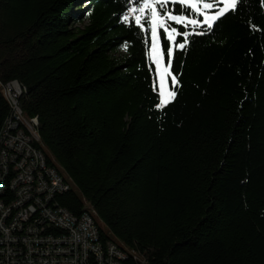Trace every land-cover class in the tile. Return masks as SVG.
I'll list each match as a JSON object with an SVG mask.
<instances>
[{"label": "trees", "instance_id": "trees-1", "mask_svg": "<svg viewBox=\"0 0 264 264\" xmlns=\"http://www.w3.org/2000/svg\"><path fill=\"white\" fill-rule=\"evenodd\" d=\"M129 6L0 0V130L12 115L1 85L15 81L40 149L69 181L57 206L94 211L132 264H264L260 0L175 50L182 87L163 111L143 35L120 20Z\"/></svg>", "mask_w": 264, "mask_h": 264}, {"label": "built area", "instance_id": "built-area-1", "mask_svg": "<svg viewBox=\"0 0 264 264\" xmlns=\"http://www.w3.org/2000/svg\"><path fill=\"white\" fill-rule=\"evenodd\" d=\"M1 88L12 115L0 130V264L136 261L101 237L94 211L73 215L57 206L55 197L70 190L69 181L40 149L38 121L19 106L22 87L13 81Z\"/></svg>", "mask_w": 264, "mask_h": 264}, {"label": "snow or ice", "instance_id": "snow-or-ice-1", "mask_svg": "<svg viewBox=\"0 0 264 264\" xmlns=\"http://www.w3.org/2000/svg\"><path fill=\"white\" fill-rule=\"evenodd\" d=\"M242 2L244 0H127L130 6L120 20L129 28L134 23L143 35L145 57L153 77L152 91L157 96L156 110L163 111L174 103L182 87L179 74L173 70L175 50L186 52L192 36L213 32L222 18L239 10ZM260 5L264 8V0H260ZM250 26L258 30L257 25ZM124 47L127 50V42Z\"/></svg>", "mask_w": 264, "mask_h": 264}, {"label": "rangeland", "instance_id": "rangeland-1", "mask_svg": "<svg viewBox=\"0 0 264 264\" xmlns=\"http://www.w3.org/2000/svg\"><path fill=\"white\" fill-rule=\"evenodd\" d=\"M45 152H46V155L49 157V158H51V155L49 154V152L47 151V150H45ZM63 177H65L66 178V176H65V174H63ZM97 223H98V225H99V227L102 229V231L103 232H105L106 234H108V230H107V228L97 219Z\"/></svg>", "mask_w": 264, "mask_h": 264}]
</instances>
